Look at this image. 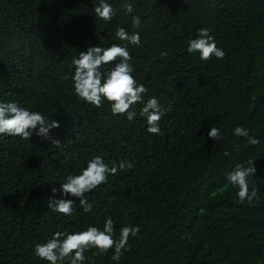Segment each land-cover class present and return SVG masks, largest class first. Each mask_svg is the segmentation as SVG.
Returning <instances> with one entry per match:
<instances>
[{
    "label": "trees",
    "instance_id": "1",
    "mask_svg": "<svg viewBox=\"0 0 264 264\" xmlns=\"http://www.w3.org/2000/svg\"><path fill=\"white\" fill-rule=\"evenodd\" d=\"M106 2L111 21L96 17L99 0H0V102L57 121L49 135L61 142L0 134V264H49L34 254L37 243L57 231L103 230L109 216L115 238L123 226L140 233L118 261L114 249L90 248L84 264H264V0H127L131 14L125 0ZM119 27L138 32L140 45L117 38ZM201 28L223 59L187 51ZM112 44L127 47L132 75L147 89L129 109L132 120L74 91L73 58ZM152 97L165 110L156 135L140 115ZM213 126L217 140L208 136ZM238 126L259 143L236 136ZM96 156L133 167L86 193L94 208L84 213L61 184ZM249 160L258 198L238 203L226 176ZM59 198L75 202L71 217L48 207Z\"/></svg>",
    "mask_w": 264,
    "mask_h": 264
},
{
    "label": "clouds",
    "instance_id": "2",
    "mask_svg": "<svg viewBox=\"0 0 264 264\" xmlns=\"http://www.w3.org/2000/svg\"><path fill=\"white\" fill-rule=\"evenodd\" d=\"M126 14L133 12V5L125 0L122 5ZM97 18L104 21H111L115 15V10L106 0H99L94 6ZM132 24L139 28L141 20L139 16L132 17ZM115 35L121 41L139 46L140 35L138 32L129 34L125 28H117ZM102 39V37H100ZM189 53H199L201 60H209L214 55L218 59H223L225 53L218 48L215 39L210 35V30L201 28L198 30L197 38L188 42ZM166 56L167 53H161ZM132 57L126 46L112 44L109 47L90 46L86 52H80L78 58L74 57V75L71 77L75 94L85 102L99 108L104 101L110 103L111 111L114 115L127 113V119L135 117L134 111H129L130 107L137 103H143L142 94L147 89L141 84L138 85L130 64ZM105 65H112L107 71L101 69ZM67 79V76L65 77ZM165 114V110L160 106L157 98L152 97L143 104L140 115L146 118L147 131L151 134H161L159 121ZM60 125L57 121L46 119L40 112H33L26 108L19 107L14 102H0V134L19 136L29 140L35 134L42 139L50 140L56 147L60 146L58 139L52 138L49 132ZM236 136L248 138V143L255 145L259 143L254 137L249 136L247 129L236 127ZM208 136L214 140L221 138L220 130L212 127ZM254 160L247 162L248 166L237 164L235 169L226 176L227 181L238 188V203L247 201L249 204L254 198H258L257 189L253 188L249 192L248 177L254 176L256 168ZM133 165L128 161H121L119 165L115 162L109 166L101 156L91 159L80 174H70L61 184V192L64 197L73 196L79 199V206L84 213L93 211L94 203L89 202L86 193L91 192L102 183H106L108 175H115L118 170L131 169ZM53 193L57 189H52ZM75 202L72 199H51L48 207L54 212L71 217L73 215ZM140 233L139 226H123L119 232V238H115L114 222L109 216L105 219L103 230L95 226H88L86 230L69 233L68 231H57L44 243H37L34 254L49 264H84L86 257L84 253L90 248H97L98 254H106L110 249H114L113 260L121 258L123 250L128 244L129 237H137Z\"/></svg>",
    "mask_w": 264,
    "mask_h": 264
}]
</instances>
